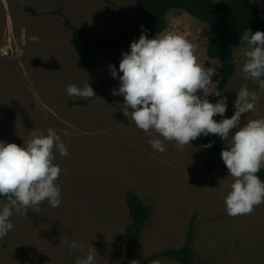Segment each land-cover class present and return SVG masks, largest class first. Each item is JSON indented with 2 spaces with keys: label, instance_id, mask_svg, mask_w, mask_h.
<instances>
[{
  "label": "rangeland",
  "instance_id": "rangeland-1",
  "mask_svg": "<svg viewBox=\"0 0 264 264\" xmlns=\"http://www.w3.org/2000/svg\"><path fill=\"white\" fill-rule=\"evenodd\" d=\"M251 1L264 11V0ZM59 9L72 26L92 39L118 33L133 15L135 3L0 0V140L22 146L31 138L30 131L46 134L51 127L69 151L67 156L54 151L53 163L61 169L56 181L61 204L53 208L45 200L39 211L30 208L27 215L10 217L14 227L0 239V264H76L91 247L98 255L96 264H120L124 231L130 223L127 191L152 206L132 261L141 263L154 254L181 248L193 225V264H264V203L251 214H227L225 197L234 178L228 176L221 156L203 179L198 138L182 149L174 141H164V153L153 150L149 141L158 134L149 135L124 116L123 97L112 95L119 83L99 93L86 107L70 105L85 99L69 96L66 87H82L88 80L95 87L110 60L105 54L93 62L79 59L71 47V32L56 14ZM165 19L163 32L183 35L193 44L199 62L215 68L217 74L219 64L205 53L211 27L179 9L169 11ZM248 50L243 39L234 52V74L223 92L228 97L225 118L234 114L233 101L242 86L258 92L255 110L242 114V125L264 118V91L257 81L245 79L242 71ZM65 238L81 247L69 249ZM157 260L179 264L167 258Z\"/></svg>",
  "mask_w": 264,
  "mask_h": 264
},
{
  "label": "clouds",
  "instance_id": "clouds-1",
  "mask_svg": "<svg viewBox=\"0 0 264 264\" xmlns=\"http://www.w3.org/2000/svg\"><path fill=\"white\" fill-rule=\"evenodd\" d=\"M140 27L139 38L130 43L129 51L121 53L122 75L115 65H109L111 77L119 81L112 95L123 97L124 116L131 117L149 135L158 134L149 143L160 153L166 151L164 141H174L182 149L201 135L213 134L227 142L221 159L234 181L225 197L226 211L232 217L251 214L255 206L264 203V181L257 175L264 167V118L247 120L242 125L241 117L255 110L258 92L242 86L233 101L234 114L225 118L228 97L218 90L210 94L209 90L218 83L212 81L215 68H206L199 62L193 44L176 31L148 38V30ZM243 38L249 45L242 68L245 79L257 81L264 91V32L249 30ZM66 93L84 99L96 96L89 80L82 87L69 84ZM210 96L220 98L212 103ZM217 116L219 121L214 119ZM30 132L31 138L22 146L0 140V197L7 201L0 203V239L13 229L10 217L14 214L27 215L30 208L39 211L38 206L45 200L53 208L62 202L56 184L61 169L53 160L54 151L67 156L68 146L51 127L46 134ZM213 146L214 141L204 145ZM63 242L69 249L81 247L68 238ZM97 259L91 247L86 256L77 258L76 264H96ZM131 264L140 261L133 260ZM152 264L161 261L153 260Z\"/></svg>",
  "mask_w": 264,
  "mask_h": 264
},
{
  "label": "trees",
  "instance_id": "trees-1",
  "mask_svg": "<svg viewBox=\"0 0 264 264\" xmlns=\"http://www.w3.org/2000/svg\"><path fill=\"white\" fill-rule=\"evenodd\" d=\"M135 10L133 15L124 23L121 30L116 34L102 33L92 39L86 37L81 29H78L61 13L56 14L63 19L62 26L71 32V47L79 59L85 62H93L99 56L105 54L110 60V65H115L118 74L121 53L129 51L130 43L138 39L141 34V25L148 30V38L162 33L166 28L165 16L171 10L179 9L186 12L192 18L201 21L211 27V37L206 46V57L210 61L219 64L215 76L218 83L212 87L211 93L223 92L235 71L234 52L244 39V33L251 31L264 32V11L251 0H134ZM32 16L36 14L29 8ZM119 81L113 79L109 67L102 74L95 87L96 96L70 103L80 107H86L101 92L114 89ZM211 102L215 103L220 97L210 96ZM220 117H214L218 120ZM199 148L201 152V176L206 179L212 173L216 159L221 156L222 150L228 146L218 142L215 135H201ZM214 141V146L206 148L204 145ZM264 181V168L257 174ZM0 199H6L0 197ZM125 205L130 218L124 231L125 251L120 264H131L133 250L139 242L143 230L146 228L152 206L142 201L134 192L125 193ZM145 231V230H144ZM193 225H190L186 239L179 249H169L159 254H154L140 264H149L160 258L171 259L179 264L195 263L194 250L192 247Z\"/></svg>",
  "mask_w": 264,
  "mask_h": 264
}]
</instances>
